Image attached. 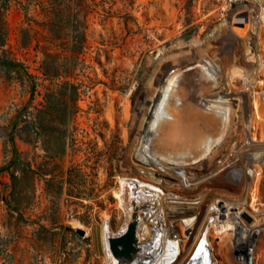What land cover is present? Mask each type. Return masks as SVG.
Here are the masks:
<instances>
[{
	"label": "rangeland",
	"instance_id": "374dc122",
	"mask_svg": "<svg viewBox=\"0 0 264 264\" xmlns=\"http://www.w3.org/2000/svg\"><path fill=\"white\" fill-rule=\"evenodd\" d=\"M259 1L0 0V264H105L100 229L106 220L114 230L124 225L115 188L126 135L109 120L143 99H186L161 150L201 154L210 118L180 85L183 69L217 60L221 77L235 58L247 65V50H264V38L258 43L237 25ZM213 91L205 87L202 98ZM237 143L217 146L210 168L219 172ZM201 173L193 185L213 186L209 192L235 194L241 186L221 178L208 186ZM176 174L185 181L192 172ZM261 175L256 195L264 207V168ZM242 210L240 220L251 225L249 208ZM171 224L181 235L183 223ZM263 228L238 242L240 253L251 252L249 263L264 264ZM215 233V258L226 262Z\"/></svg>",
	"mask_w": 264,
	"mask_h": 264
},
{
	"label": "bare ground",
	"instance_id": "6f19581e",
	"mask_svg": "<svg viewBox=\"0 0 264 264\" xmlns=\"http://www.w3.org/2000/svg\"><path fill=\"white\" fill-rule=\"evenodd\" d=\"M250 1L259 5L258 0ZM229 4L230 0H227L226 5ZM262 6L264 5L257 8V13L252 12L249 20L243 19L237 23L240 28L252 33L258 43L264 38ZM157 28L159 31V27ZM262 47L247 50V65L244 63L241 67L235 58L228 68L224 66L227 68L226 73L221 77V64L215 58L217 62H212L206 68L203 64H197L183 69L186 75L180 85L190 89L189 99L206 111L210 118L211 138L201 154L183 152L174 157L172 152L165 150L170 155L168 156L161 150L166 141L167 129L174 125L175 117L179 115V109L186 99L176 98L171 94L163 99L159 96L151 100L143 99L141 102L132 103L131 113L130 110L125 111L122 117L116 115L109 120L112 127L113 124H118L126 135V145L122 149L118 166L119 184L115 188L117 204L124 216V225L118 230L112 228L109 220L101 225L99 239L105 264H208L206 256L214 264H237L232 260V251L239 253L241 247L238 244L241 242L244 245L255 236L257 228L264 226V221L256 218L264 213V207H261L260 199L256 195L264 168ZM201 68L213 78L208 79ZM216 76L219 77L218 81ZM237 77L240 79L237 80ZM193 78L196 79L193 81ZM205 87L214 88L213 93L209 97L207 95L208 99L202 98ZM140 118L143 122L138 126ZM244 122H247V129L244 128ZM239 132L240 135L243 133L240 140L237 139ZM235 140L238 141L235 156L234 153H229L232 154L231 157L225 156L219 172L217 167L215 170L211 169L208 160L217 153L216 147ZM174 146L177 149L180 145L175 143ZM223 152L227 154L226 150ZM202 169L206 172L204 180L208 182V186L220 178L241 182V186L237 192V189L232 188L235 189V194L217 191L210 193L209 189L213 186L207 187L205 183H200L204 190L201 194H196L201 187H195L193 181L196 180V174L199 176L200 173L202 178ZM178 170L192 172V175L183 181L176 174ZM168 181H173L178 186L168 187ZM189 193L193 195L187 196ZM216 198L220 200L217 201ZM247 207L248 213L252 215L251 225H245L240 220L242 209L246 210ZM173 221L183 223L178 225L181 235L171 224ZM211 226L213 232L219 233L218 244L226 262L217 261L215 258V235L210 234ZM245 254L248 257L246 264H249V259H253L250 257L252 254Z\"/></svg>",
	"mask_w": 264,
	"mask_h": 264
},
{
	"label": "built area",
	"instance_id": "2783aa9c",
	"mask_svg": "<svg viewBox=\"0 0 264 264\" xmlns=\"http://www.w3.org/2000/svg\"><path fill=\"white\" fill-rule=\"evenodd\" d=\"M232 1H234V0H230V2H232ZM259 1V0H258ZM259 2H261V1H259ZM264 227V226H263ZM264 229V228H263ZM236 255V258L239 260V261H241V263H243V264H246V256H247V254H245V253H236L235 254ZM250 264V263H249Z\"/></svg>",
	"mask_w": 264,
	"mask_h": 264
}]
</instances>
